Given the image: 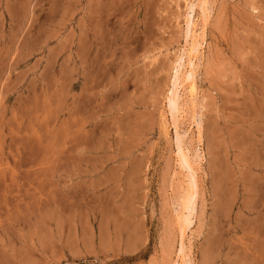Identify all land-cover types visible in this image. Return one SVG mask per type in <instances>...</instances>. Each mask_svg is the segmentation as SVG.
<instances>
[{
  "label": "rangeland",
  "instance_id": "obj_1",
  "mask_svg": "<svg viewBox=\"0 0 264 264\" xmlns=\"http://www.w3.org/2000/svg\"><path fill=\"white\" fill-rule=\"evenodd\" d=\"M186 6L0 0V264L176 261L187 187L167 95ZM208 14L180 122L203 154L187 253L264 264V0Z\"/></svg>",
  "mask_w": 264,
  "mask_h": 264
},
{
  "label": "bare ground",
  "instance_id": "obj_2",
  "mask_svg": "<svg viewBox=\"0 0 264 264\" xmlns=\"http://www.w3.org/2000/svg\"><path fill=\"white\" fill-rule=\"evenodd\" d=\"M186 2L187 15L184 29L186 36V46L181 49L180 53L176 57L175 63L173 65L171 86L167 95V107L170 114L169 117L171 118V123L173 124L175 130V146L177 148L176 156L178 158L180 170L186 178L185 185L187 187L186 190H184L185 192L179 202V210L177 209L178 212L176 211L178 214L177 219L180 233V247L178 249V255L176 256L177 259L173 264H191V260L189 258L190 255L187 253V242L189 241H187V233L192 228L193 219L195 217V207L199 193V179L197 174L200 167L199 160H202L201 158L203 156L202 153L201 156L199 150L195 152L196 156L194 158L191 156L190 149H188L184 143L186 135H183L180 131V122L182 118L183 120L185 118L183 117L184 113H181L182 111L184 112V107L182 106L183 102H185L187 99L193 102L197 98L198 92L195 75L204 49L203 46L205 44V30H200L199 28L197 29V23L193 14L196 10H199L202 20L205 24L209 15L208 0H196V2H193L192 0H186ZM197 116L198 114L195 113L193 119H191L197 124V139L198 143L201 144L203 141L201 133L202 125L201 119L198 120ZM195 164H197L198 167H195Z\"/></svg>",
  "mask_w": 264,
  "mask_h": 264
}]
</instances>
